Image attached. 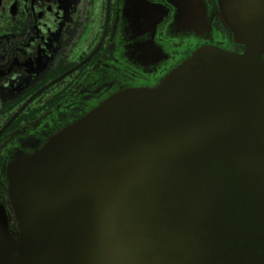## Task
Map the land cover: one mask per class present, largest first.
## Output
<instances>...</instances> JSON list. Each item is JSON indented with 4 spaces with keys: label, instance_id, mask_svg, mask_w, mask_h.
<instances>
[{
    "label": "water",
    "instance_id": "water-1",
    "mask_svg": "<svg viewBox=\"0 0 264 264\" xmlns=\"http://www.w3.org/2000/svg\"><path fill=\"white\" fill-rule=\"evenodd\" d=\"M243 53L197 49L13 159L0 264H264V0H219Z\"/></svg>",
    "mask_w": 264,
    "mask_h": 264
},
{
    "label": "flooded vegetation",
    "instance_id": "flooded-vegetation-1",
    "mask_svg": "<svg viewBox=\"0 0 264 264\" xmlns=\"http://www.w3.org/2000/svg\"><path fill=\"white\" fill-rule=\"evenodd\" d=\"M207 45L245 50L219 0H0V204L10 227L13 159L111 95L156 86Z\"/></svg>",
    "mask_w": 264,
    "mask_h": 264
}]
</instances>
